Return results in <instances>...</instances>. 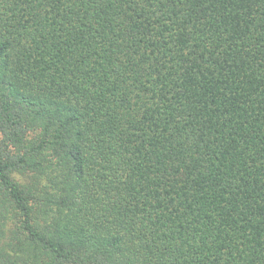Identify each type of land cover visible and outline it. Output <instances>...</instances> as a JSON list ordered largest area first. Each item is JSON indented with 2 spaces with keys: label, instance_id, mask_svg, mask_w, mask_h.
Wrapping results in <instances>:
<instances>
[{
  "label": "trees",
  "instance_id": "16d2710c",
  "mask_svg": "<svg viewBox=\"0 0 264 264\" xmlns=\"http://www.w3.org/2000/svg\"><path fill=\"white\" fill-rule=\"evenodd\" d=\"M0 264H264V0H0Z\"/></svg>",
  "mask_w": 264,
  "mask_h": 264
}]
</instances>
